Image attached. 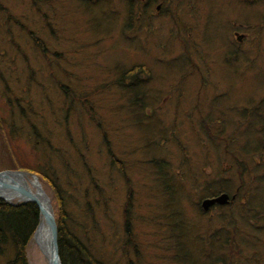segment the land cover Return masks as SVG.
<instances>
[{
  "label": "rangeland",
  "instance_id": "374dc122",
  "mask_svg": "<svg viewBox=\"0 0 264 264\" xmlns=\"http://www.w3.org/2000/svg\"><path fill=\"white\" fill-rule=\"evenodd\" d=\"M123 3L0 0V170L53 180L104 264H264V0H192L173 22ZM218 189L235 202L203 211ZM33 239L28 264H48Z\"/></svg>",
  "mask_w": 264,
  "mask_h": 264
},
{
  "label": "trees",
  "instance_id": "16d2710c",
  "mask_svg": "<svg viewBox=\"0 0 264 264\" xmlns=\"http://www.w3.org/2000/svg\"><path fill=\"white\" fill-rule=\"evenodd\" d=\"M140 74H149L148 68L143 64L133 65L130 69H125L120 75V83L127 88L139 87ZM149 77V76H147ZM127 78V82L124 80ZM137 94V93H136ZM143 94V93H142ZM38 177L49 184L52 196L56 201L54 216L57 227V241L61 264H104L96 259L86 243L74 234L68 226V215L63 209V198L60 187L51 180L45 173L37 170ZM218 189L213 193L223 192ZM208 194H206L207 196ZM39 221V209L35 202L9 203L0 198V251L4 242H11L14 246V258L8 260L6 264H28L25 247L33 235ZM187 257V254H183ZM255 258V256L253 257ZM256 259V258H255ZM225 261V260H224ZM223 263V262H222ZM225 261L223 264H227ZM252 264V262H250Z\"/></svg>",
  "mask_w": 264,
  "mask_h": 264
},
{
  "label": "water",
  "instance_id": "95a60500",
  "mask_svg": "<svg viewBox=\"0 0 264 264\" xmlns=\"http://www.w3.org/2000/svg\"><path fill=\"white\" fill-rule=\"evenodd\" d=\"M0 198L9 203H14L15 200L16 202L32 201L37 204L39 221L33 233V238L45 255L48 264H61L54 212L50 198L42 188L38 177L34 173L22 170H0ZM229 199L230 196L226 192H222L214 197L204 198L201 201V205L207 210L212 204H226ZM43 224L47 228L48 233L47 247L38 241V230L40 225Z\"/></svg>",
  "mask_w": 264,
  "mask_h": 264
},
{
  "label": "flooded vegetation",
  "instance_id": "af4514ba",
  "mask_svg": "<svg viewBox=\"0 0 264 264\" xmlns=\"http://www.w3.org/2000/svg\"><path fill=\"white\" fill-rule=\"evenodd\" d=\"M117 1H119V2L123 1L124 2L122 5H123V7L125 6L126 14H128L130 16L129 20H131V21L136 20V19L141 20L144 18L154 17L157 15V13H160L163 10V7L165 8V6L166 7L168 6V8H170V18H171V21L173 22V19L177 17L176 15L179 16L181 11L182 12L188 11V13H189V11L191 12L190 7H192L191 6L192 0H117ZM184 2L188 3L189 6L187 7L186 5H184ZM127 4H128V6H127ZM181 4H182V6H181ZM187 8H188V10H187ZM117 11H119V9H117ZM123 13L125 15V10ZM123 13H122V15H123ZM128 15H126L125 17L127 18ZM177 18H179V17H177ZM179 19L183 20L182 18H179ZM119 23L124 24L123 20L119 21ZM177 24H179V22H177ZM189 35H190V33L186 30L178 31L176 28H172V30H171V36L173 38H176V39H181V40L187 39ZM235 36L239 40H241L242 34L235 32ZM215 194L217 195L218 193H214V194L207 195V196L213 197V196H216ZM227 194L230 196V199L226 204L228 205V204L235 202V195L234 194L230 195L229 193H227ZM200 204H201V201L197 205L199 206ZM216 205H218V203L212 204L208 208V211L211 209H215Z\"/></svg>",
  "mask_w": 264,
  "mask_h": 264
},
{
  "label": "bare ground",
  "instance_id": "6f19581e",
  "mask_svg": "<svg viewBox=\"0 0 264 264\" xmlns=\"http://www.w3.org/2000/svg\"><path fill=\"white\" fill-rule=\"evenodd\" d=\"M5 192H8V191H5ZM5 194H7V193H5ZM47 235H48V233H47V228L45 227V225L44 224L40 225L39 230H38V241L42 245H46V247H47Z\"/></svg>",
  "mask_w": 264,
  "mask_h": 264
}]
</instances>
